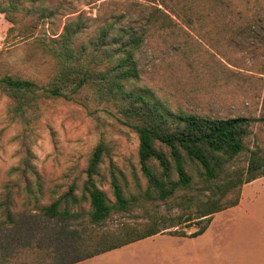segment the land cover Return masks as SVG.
Here are the masks:
<instances>
[{
  "label": "rangeland",
  "instance_id": "rangeland-1",
  "mask_svg": "<svg viewBox=\"0 0 264 264\" xmlns=\"http://www.w3.org/2000/svg\"><path fill=\"white\" fill-rule=\"evenodd\" d=\"M131 1L145 0H64V7L84 14L92 38L100 25L95 20L111 8L107 4L125 10ZM150 1L144 3L168 7L185 32L152 36L136 56L141 78L129 81L127 90L157 106L173 129L182 111L211 118L264 117V43L249 37L247 27L231 26L239 17H264V0ZM64 21L62 15L40 20L36 30L22 38L10 33L12 24L0 14V75L47 83L56 63L44 54L43 46L58 41ZM72 97L40 98L39 109L30 112L26 123L13 114L6 94L0 96V264H62L86 253L73 249L80 246L70 232L85 229L83 237L99 235L88 225L87 214L78 220L48 222L39 211L57 199L63 201L62 210L90 211L84 185L99 145L106 150L95 183L111 202L112 166L126 197L148 188L139 163V135L125 124L132 120L115 101L101 100L87 87ZM247 144L264 151V122L253 124ZM248 159L243 152L231 168L246 169ZM189 170L196 174L191 166ZM195 181L187 194V211L173 201L147 204L151 212L183 221L169 222V228L156 236L70 264H264V177L245 184L239 204L215 214L205 233L192 238L189 235L203 224L189 225L186 217L206 198ZM147 220L144 208L136 207L132 214H113L95 229L112 232L121 223ZM10 237L18 244L6 246Z\"/></svg>",
  "mask_w": 264,
  "mask_h": 264
},
{
  "label": "trees",
  "instance_id": "trees-1",
  "mask_svg": "<svg viewBox=\"0 0 264 264\" xmlns=\"http://www.w3.org/2000/svg\"><path fill=\"white\" fill-rule=\"evenodd\" d=\"M144 2L126 3L125 10H117L113 4H107L111 13L107 11L95 20L100 25L91 38V27L85 22L84 14L67 11L64 0H0V14H4L12 24L10 33H18L22 38L31 35L40 20L60 15L65 17L58 41L43 46L44 54L51 56L56 63L55 72L47 83L13 74L0 75V96L6 94L12 101V112L16 117L29 123V114L39 109L40 98L72 100L80 88L87 87L99 99L115 101L123 116L132 120L125 124L139 135V163L149 184L144 192L126 197L112 166L110 175L115 202L107 198L95 183L106 150L99 145L89 161L84 185L91 204L90 211L74 213L68 208L62 210V199L40 209V217L48 222L78 220L87 214L88 225L99 232L95 238L83 237L82 233L88 232L85 229L81 233L70 232L74 244L80 246L73 249L79 253L85 250L86 253L62 264L80 262L120 249L164 232L169 228L165 227L169 222L183 221V217L163 216L157 210L151 212L147 204L173 201L186 210L187 194L193 190L195 178L200 186L198 190L206 198L198 200L194 205L195 212L186 217V223L203 224L189 235L199 237L205 233L215 214L239 204L245 184L264 177L262 147L255 145L252 149L247 144L253 124L264 122V117L211 118L182 111L176 114L179 126L173 129L157 106L127 90L129 81L141 78L142 71L136 56L149 39L155 34L174 33L176 30L185 32L168 13V7L163 9ZM231 26L247 27L249 37L255 36L264 43V17L253 20L239 17ZM255 27L261 31L253 30ZM243 152L249 154L246 169H232V163ZM190 166L196 170L195 175L190 173ZM136 207L144 208L147 221L124 222L112 232L95 229L102 227L113 214H132ZM11 225L15 226V221ZM173 234L180 235V232L174 231ZM181 235L185 236L184 233ZM13 244H18L17 240L8 238L6 246Z\"/></svg>",
  "mask_w": 264,
  "mask_h": 264
}]
</instances>
